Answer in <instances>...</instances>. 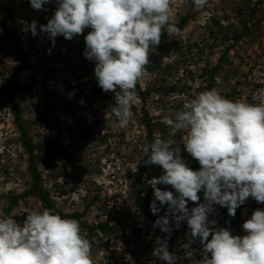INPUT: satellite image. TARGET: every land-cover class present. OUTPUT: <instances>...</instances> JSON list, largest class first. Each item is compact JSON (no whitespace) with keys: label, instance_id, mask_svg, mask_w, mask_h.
Masks as SVG:
<instances>
[{"label":"rangeland","instance_id":"1","mask_svg":"<svg viewBox=\"0 0 264 264\" xmlns=\"http://www.w3.org/2000/svg\"><path fill=\"white\" fill-rule=\"evenodd\" d=\"M9 2L0 0V22ZM55 8L56 0L43 10L33 9L29 0H17L7 21L27 58L26 68L17 71L15 99L35 145L46 191L57 210L80 222L83 234L93 242L94 264H166L154 254L156 237L168 239L177 264H190L182 247L188 241L186 222L177 225L170 218V233L153 227L166 206L157 215L150 208L154 196L147 181L158 174L143 162L148 133L142 115L146 112L152 121L153 136L167 139L173 137L164 118L173 116L186 97L216 88L229 99L256 102L264 89V0H208L199 10L191 0H172L171 23L179 32L164 33L152 49L150 78L138 84L143 99L138 98L124 127L118 126L111 111L114 94L97 85L95 62L83 55L84 35L90 29L72 40L58 36L54 44L40 31ZM17 66L13 49L0 40V83L10 79ZM180 147L189 166L199 169ZM27 166L14 116L0 108V216L22 222L31 211L43 210L29 193ZM139 175L145 188L140 203H145L147 214L137 203ZM158 187L174 191L171 186ZM198 195L202 202L203 192ZM194 206L188 203L189 208ZM214 208L209 219L221 227L222 207ZM257 208L264 209V204L252 198L240 207L242 224ZM94 226H105L104 231ZM191 247L194 258L200 259L199 241Z\"/></svg>","mask_w":264,"mask_h":264},{"label":"clouds","instance_id":"2","mask_svg":"<svg viewBox=\"0 0 264 264\" xmlns=\"http://www.w3.org/2000/svg\"><path fill=\"white\" fill-rule=\"evenodd\" d=\"M29 2L43 10L51 0ZM191 2L199 10L208 0ZM172 16V0H56L53 15L39 27L53 44L58 36L72 40L90 29L83 55L95 62L97 85L114 94L111 111L124 127L134 115L138 84L150 78L152 49L164 33L179 32ZM32 32L37 35L35 22ZM259 91L256 102L229 99L216 88L186 97L173 116L164 118L173 138L154 137L143 147L144 164L162 169L147 181L153 189L152 213L166 206L153 227L170 233V218L177 225L186 222L188 241L182 247L190 264H264V209H255L243 222L242 236L209 219L214 205L234 217L249 198L264 204V89ZM180 144L199 169L189 166ZM189 202L195 206L189 208ZM197 240L202 246L198 260L191 247ZM155 244L159 260L177 264L166 237H156ZM92 248L78 220L52 209L31 211L22 222L0 216V264H94Z\"/></svg>","mask_w":264,"mask_h":264},{"label":"trees","instance_id":"3","mask_svg":"<svg viewBox=\"0 0 264 264\" xmlns=\"http://www.w3.org/2000/svg\"><path fill=\"white\" fill-rule=\"evenodd\" d=\"M17 0H10L9 7L6 10V13L1 19L0 24V40L5 41L12 49L15 55V61L18 63L19 66L14 70L13 74L11 75L10 79H2L0 83V108H8L11 114L14 116V124L17 127L20 137H21V143L26 151V154L28 156V174L31 180V186L29 193L36 196L39 201L42 204L43 209L48 208L52 209L54 212L60 214L62 217L65 218H71L72 216H68L66 214H63L59 210L56 209L51 197L49 196L48 192L46 191L44 185L41 173L38 170L36 158L34 156L35 151V145L29 140L28 133H27V125L22 120L21 111L20 108L16 102L15 99V93H16V85H15V78L17 75L18 68L24 69L27 66V58L24 52L23 47L20 44L19 39L15 36L13 31L8 27L7 21L11 19L15 4ZM138 97L140 99H143V92L140 90L139 85L137 87ZM142 123L144 127H146L147 130V136H148V144L151 143L155 136L152 134L153 130V123L148 118V115L146 112L142 115ZM151 168L158 174V176L162 173V169L159 166L156 165H150ZM138 205L139 207L144 211V213L147 214V207L144 204L140 203L141 201V195L145 194V188L142 182V179L140 178V175L138 176ZM218 217H219V223L221 227H229L234 229L238 235H242V216L240 208L236 210V215L234 217H231L228 215V211L226 208L220 209L218 211ZM101 231H104V227L101 226H94Z\"/></svg>","mask_w":264,"mask_h":264}]
</instances>
